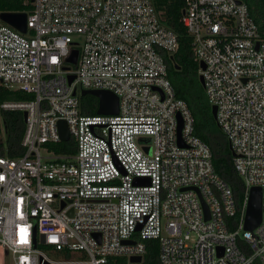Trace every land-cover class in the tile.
I'll list each match as a JSON object with an SVG mask.
<instances>
[{"label":"built area","instance_id":"built-area-1","mask_svg":"<svg viewBox=\"0 0 264 264\" xmlns=\"http://www.w3.org/2000/svg\"><path fill=\"white\" fill-rule=\"evenodd\" d=\"M158 1L22 0L25 34L0 19V87L28 96L0 103V264H148L149 240L158 264H264V37L241 0H185L181 23L243 181L238 207L168 78L179 46ZM81 90L111 92L117 114H82ZM6 112L26 113L14 158ZM69 140L73 153L52 148ZM252 188L261 221L246 231Z\"/></svg>","mask_w":264,"mask_h":264},{"label":"trees","instance_id":"trees-1","mask_svg":"<svg viewBox=\"0 0 264 264\" xmlns=\"http://www.w3.org/2000/svg\"><path fill=\"white\" fill-rule=\"evenodd\" d=\"M248 6L249 13L259 27L264 37V0H241ZM185 0H159L158 11L163 22L177 35L178 51L172 59L167 60L168 78L175 90L176 97L184 100L194 118L195 135L204 141L211 150L215 173L231 189L238 207L244 197L243 181L233 168L232 152L225 135L218 127L211 111V105L199 81L198 63L192 54L191 39L181 23ZM30 7L23 5L22 0H0V12L28 13ZM85 91V90H81ZM80 91V92H81ZM28 96L21 92L0 87V103L4 101H22ZM81 113L96 115L99 109V99L91 94L79 95ZM5 121V149L9 157H17L24 153L21 140L24 134V118L21 112L3 113ZM57 153L70 154L74 152L72 140L52 146ZM232 227L230 230H233ZM148 264H158L159 247L156 240L146 242ZM44 248V247H43ZM61 256L62 254L59 253ZM65 256H69L65 254Z\"/></svg>","mask_w":264,"mask_h":264},{"label":"water","instance_id":"water-1","mask_svg":"<svg viewBox=\"0 0 264 264\" xmlns=\"http://www.w3.org/2000/svg\"><path fill=\"white\" fill-rule=\"evenodd\" d=\"M0 19L13 27L17 31L25 34L26 33V14L25 13H2L0 15ZM78 51L74 50L71 55L67 58V63L75 65L77 63ZM203 67V65H200ZM74 80V76H68V83L71 84ZM199 81L203 86V78L199 76ZM75 94V93H73ZM91 94L96 96L99 99V115H112L117 114L118 112V99L117 97L108 91H90L85 90L81 91L80 95ZM212 115L215 119L216 117V108L211 107ZM24 120L26 119V113H23ZM59 132L61 139L63 141H67L69 138V133L67 130L66 123L64 121H60L58 123ZM181 129V121L179 125V131ZM205 208V206H204ZM261 221V190L259 188H252L249 192L248 204L245 214L244 221V230L253 231ZM43 243V238H42ZM133 262H139V258H132ZM49 264V263H44Z\"/></svg>","mask_w":264,"mask_h":264},{"label":"rangeland","instance_id":"rangeland-1","mask_svg":"<svg viewBox=\"0 0 264 264\" xmlns=\"http://www.w3.org/2000/svg\"><path fill=\"white\" fill-rule=\"evenodd\" d=\"M42 153L44 154V152H42ZM41 249H42L44 252H46L47 256H48L50 259L57 260V259H59V258H62V256H61L59 253H57V252H51V251H49L48 249H46V247H45V248L41 247ZM77 258H78V257H76L75 259H77Z\"/></svg>","mask_w":264,"mask_h":264}]
</instances>
